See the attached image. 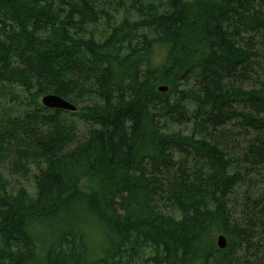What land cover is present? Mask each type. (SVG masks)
<instances>
[{
    "label": "trees",
    "instance_id": "obj_1",
    "mask_svg": "<svg viewBox=\"0 0 264 264\" xmlns=\"http://www.w3.org/2000/svg\"><path fill=\"white\" fill-rule=\"evenodd\" d=\"M0 264H264V0H0Z\"/></svg>",
    "mask_w": 264,
    "mask_h": 264
},
{
    "label": "water",
    "instance_id": "obj_2",
    "mask_svg": "<svg viewBox=\"0 0 264 264\" xmlns=\"http://www.w3.org/2000/svg\"><path fill=\"white\" fill-rule=\"evenodd\" d=\"M168 89L165 85H160L158 91L165 92ZM41 104L49 109H58L65 111H75L76 106L70 101L55 95V94H45L40 99ZM217 245L219 248L223 249L226 246V240L223 235L217 237Z\"/></svg>",
    "mask_w": 264,
    "mask_h": 264
},
{
    "label": "rangeland",
    "instance_id": "obj_3",
    "mask_svg": "<svg viewBox=\"0 0 264 264\" xmlns=\"http://www.w3.org/2000/svg\"><path fill=\"white\" fill-rule=\"evenodd\" d=\"M21 111H22L21 108H19L18 111L13 112V113L19 114ZM31 171L33 174L36 170L34 168H31ZM2 172L4 176L7 177L9 180V190L10 191L15 192V190H17L18 187L23 186L30 193L34 192V187H33L34 181H33V178L31 177V174H29L27 178V177H22V176L9 175V173L5 169H3Z\"/></svg>",
    "mask_w": 264,
    "mask_h": 264
},
{
    "label": "bare ground",
    "instance_id": "obj_4",
    "mask_svg": "<svg viewBox=\"0 0 264 264\" xmlns=\"http://www.w3.org/2000/svg\"><path fill=\"white\" fill-rule=\"evenodd\" d=\"M220 235H221V234H220ZM218 236H219V235H218ZM218 236H217V237H218Z\"/></svg>",
    "mask_w": 264,
    "mask_h": 264
}]
</instances>
